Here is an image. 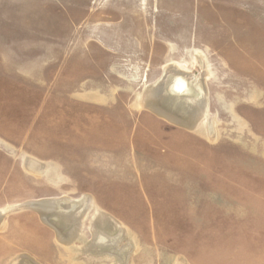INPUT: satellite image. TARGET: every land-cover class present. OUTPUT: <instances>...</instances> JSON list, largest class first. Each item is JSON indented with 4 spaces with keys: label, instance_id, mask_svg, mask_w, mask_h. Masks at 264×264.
<instances>
[{
    "label": "rangeland",
    "instance_id": "374dc122",
    "mask_svg": "<svg viewBox=\"0 0 264 264\" xmlns=\"http://www.w3.org/2000/svg\"><path fill=\"white\" fill-rule=\"evenodd\" d=\"M0 209V264H264V0H0Z\"/></svg>",
    "mask_w": 264,
    "mask_h": 264
},
{
    "label": "bare ground",
    "instance_id": "6f19581e",
    "mask_svg": "<svg viewBox=\"0 0 264 264\" xmlns=\"http://www.w3.org/2000/svg\"><path fill=\"white\" fill-rule=\"evenodd\" d=\"M167 71V70H166ZM165 71V73H166ZM176 72V73H179L181 75H186L187 76V73L186 71L180 66V65H175L174 68H172L170 66V69L168 72ZM168 74V73H167ZM193 77H195V74H192ZM203 77V76H202ZM167 77H163L160 82L158 83L157 86H155L152 90H151V93L148 94L146 96V101L148 98H151V99H155V101L157 102H151V103H147L148 107H150L152 110H154L156 113L162 115V116H166L168 118H179V117H176L174 115H171L170 113L164 111L162 109V103H160V101L162 100V96H163V93H164V90H165V87H166V83H167ZM195 79V78H194ZM198 79V78H197ZM204 79V78H203ZM196 80V79H195ZM171 81V80H170ZM198 87V86H197ZM198 90V89H197ZM170 91L173 92L174 94H177V95H185L187 96V92H188V86H187V81H186V78L184 79L183 77L181 76H177L176 78H174V80L172 81V84L170 86ZM199 92V91H198ZM187 94V95H186ZM201 98L200 99H193V98H190V103H194L196 105V107H198L197 111H201L202 113L204 112H207V107H208V104H207V100H206V91L203 90V88L201 87ZM176 95V96H177ZM194 96V95H193ZM200 97V96H199ZM186 100V99H185ZM149 102V101H148ZM187 103V102H186ZM191 106V105H190ZM187 107V106H185ZM189 107V106H188ZM195 107V106H194ZM169 109V108H168ZM183 111V110H182ZM181 111V112H182ZM196 111H193L191 112L189 115L190 118H195L197 119L196 117L198 116V112ZM184 112V111H183ZM184 113H187V112H184ZM200 113V112H199ZM178 114V113H177ZM184 115V114H183ZM205 115V114H204ZM185 116V115H184ZM188 118V117H187ZM194 120V119H193ZM54 201L53 200H40V201H29V202H26L24 203V207L25 206H31V207H34L36 208L37 210H40L41 212L44 210V211H50L52 208H54ZM4 210L3 209H0V214L3 213ZM42 216V219L45 220V221H48V217L47 215L45 214H41ZM72 232V231H71ZM57 233H58V238L61 239V240H67L65 238V234H63V232L61 231V228L60 227H57ZM67 236V235H66ZM115 241V240H114ZM18 257V256H17ZM19 258V257H18ZM16 260V258L14 259ZM13 261V260H12ZM10 261L9 264H13V262ZM16 263V262H15Z\"/></svg>",
    "mask_w": 264,
    "mask_h": 264
}]
</instances>
